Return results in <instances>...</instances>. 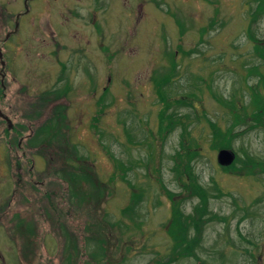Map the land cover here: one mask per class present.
Segmentation results:
<instances>
[{"label":"rangeland","instance_id":"374dc122","mask_svg":"<svg viewBox=\"0 0 264 264\" xmlns=\"http://www.w3.org/2000/svg\"><path fill=\"white\" fill-rule=\"evenodd\" d=\"M252 4L0 0V264H97L86 251V238L102 230L105 218L112 226L120 221L129 202L127 184L121 180L125 169L120 166L128 159V181L148 191L137 209L146 223L133 231L130 248L128 243L110 247L112 259L115 264L167 260L170 241L163 223L170 203L154 177L180 190L170 157L179 145L180 129L162 140L159 136L155 144L162 141V147L143 143L159 124L154 77L167 70L175 55L178 77L170 79L167 91L200 100V113L226 129L228 113L209 91L210 79L212 90L226 98L240 80L246 86L241 66L258 62L247 37ZM258 25L255 30L261 37L264 20ZM185 111L195 115L194 107L186 106ZM59 112L67 115L69 128L63 133L78 146L79 157L88 159L106 183L115 176L114 195L104 199L94 189L87 202L76 203L75 189L68 186L78 169L74 157L62 154L61 131L55 138L43 131ZM208 126L202 119L191 127L203 146V156L194 162L196 171L203 184L213 177L232 196L211 199L212 208L229 219L206 225L200 261L264 264V179L225 171ZM233 145L241 156L247 150L264 158L262 131L249 132ZM196 201L185 203L186 212ZM234 201L239 208L254 202L253 210L244 215ZM129 235L124 233L123 240ZM197 263L187 257L171 264Z\"/></svg>","mask_w":264,"mask_h":264},{"label":"trees","instance_id":"16d2710c","mask_svg":"<svg viewBox=\"0 0 264 264\" xmlns=\"http://www.w3.org/2000/svg\"><path fill=\"white\" fill-rule=\"evenodd\" d=\"M251 1L253 4L249 13L247 37L253 43V53L258 62L255 63L254 61L249 64L243 62L240 75H243V81L246 86L244 87L240 80V86L235 89L231 97L226 98L212 90L211 79L209 84V91L213 97L226 109L229 115L233 116L230 121V117L227 114L230 124L226 129L222 128L216 121L208 118L206 113H200V110L196 106V103L200 102V100L195 99L192 101L186 95L181 94L177 96L175 91L172 93H169V89L167 91V88H170V79L178 77V70H176L177 62L174 59L175 55H172L174 57H171V60H169L170 66L166 68L167 70L161 74L158 73L154 77L156 102L159 104L157 112L159 124L157 126L158 129L156 128V131L151 132V138L145 139L143 143L151 148L158 145L155 142L160 141L158 140L159 136H161L160 139L162 140L171 131L177 128L180 129L179 145L170 156L173 160L171 170L180 190L174 191L164 183L162 178L154 177L160 190L170 203L169 216L163 223V228L170 241L166 250L168 252L166 254L167 260L161 262L158 259L156 261L158 264H171L187 257L196 258L197 262H199L197 264L205 263L203 258L200 261L202 256L200 257L199 251L203 246L206 225L219 221L225 222L229 219V215L220 214L212 208L211 199L217 198L220 195L232 196L231 192L224 193L221 190V185L213 177L211 181L203 184L196 171L194 162L203 156V146L192 134L191 127H193L194 122L206 119L208 127L211 130L210 135L212 137L210 140H212V147L216 149L228 148L235 152L234 162L230 166H222L225 171H231L235 176L242 177L245 175V177H251L255 180L264 179V158H258L247 150L241 156L238 151L234 150L235 147L233 145L237 138L249 132L257 130L264 132V33L260 37L255 30L260 20H264L262 18L264 17V0ZM179 106H184V110L180 112ZM186 106L194 107L195 115L186 112ZM66 116L65 113L59 112V117L54 122L50 121L46 125L47 129L45 127L43 131L48 135L51 133L54 138L61 131L62 136L58 141L64 145L62 147V154L64 155L66 152L68 155L71 154V157H74L72 160L78 169H75V172L71 173L72 177L68 181V186L75 189L76 203L87 202L93 195L90 191L94 189L100 192L104 199L107 196L106 194L110 195L112 193L114 195L117 191L115 176L112 174L109 183L99 179V173L96 172L89 160L79 157L81 154L78 151V146L68 142L66 133H63V129L69 128ZM95 124L96 122L93 125ZM61 128L62 130H60ZM129 139H132V135ZM159 144L158 146L162 147V141ZM129 165V159L125 164H121V171L125 169L123 176L128 173ZM123 176L121 180L127 184L129 202L121 210L120 221L113 222L112 226L109 224L108 219L105 218L104 221H101L102 230L99 233L97 232L96 235H92L93 231H91L86 238V251L97 261V264H115L110 247L121 243L123 248V245L128 243L127 247L130 248L129 241L133 240L135 243L134 235H132L133 231L141 230L146 223V217L138 213L137 209L145 201L144 197L148 195V191L141 188V186L135 187L133 183L128 181L127 175L125 178ZM192 199H196L197 201L191 211L186 212L185 203ZM236 200L238 199L236 198ZM158 204L159 201L154 205L157 206ZM233 206L239 210H243L244 215H247L253 210L254 202H249V204L247 203L242 208H239L238 202L234 201ZM124 218H127V220L124 221ZM124 233L130 234L128 236L130 237L129 240H123ZM114 238H117V240ZM114 240L115 242L112 243ZM92 246H95L96 249L91 250Z\"/></svg>","mask_w":264,"mask_h":264},{"label":"water","instance_id":"95a60500","mask_svg":"<svg viewBox=\"0 0 264 264\" xmlns=\"http://www.w3.org/2000/svg\"><path fill=\"white\" fill-rule=\"evenodd\" d=\"M4 117H6L8 119L7 116L4 115ZM8 122H9V120H8ZM9 125H11L10 122H9ZM222 152H225L226 155L221 157ZM235 156L236 155H235L234 151H232L230 149H227V148L220 149L219 153H218V162L221 165L228 166V165L233 163V161L235 160ZM221 158L223 161L221 160Z\"/></svg>","mask_w":264,"mask_h":264},{"label":"bare ground","instance_id":"6f19581e","mask_svg":"<svg viewBox=\"0 0 264 264\" xmlns=\"http://www.w3.org/2000/svg\"><path fill=\"white\" fill-rule=\"evenodd\" d=\"M53 124V123H52ZM56 124V123H55ZM46 129H47V127H46ZM68 140V139H67ZM53 142V141H52ZM226 155V153L225 152H222V155H221V157L222 156H225ZM221 160H222V158H221ZM223 161V160H222Z\"/></svg>","mask_w":264,"mask_h":264},{"label":"flooded vegetation","instance_id":"af4514ba","mask_svg":"<svg viewBox=\"0 0 264 264\" xmlns=\"http://www.w3.org/2000/svg\"><path fill=\"white\" fill-rule=\"evenodd\" d=\"M3 59V58H2ZM5 115V114H4Z\"/></svg>","mask_w":264,"mask_h":264}]
</instances>
